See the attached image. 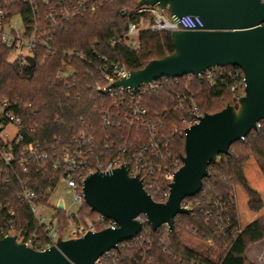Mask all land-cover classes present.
Listing matches in <instances>:
<instances>
[{
    "label": "built area",
    "instance_id": "1",
    "mask_svg": "<svg viewBox=\"0 0 264 264\" xmlns=\"http://www.w3.org/2000/svg\"><path fill=\"white\" fill-rule=\"evenodd\" d=\"M116 1L0 0V41L16 61L21 65H29L25 58H32L35 62V52L42 51L46 56L55 53L52 40L56 31L63 29L71 21L93 15L106 4H114ZM261 2L264 3V0ZM121 13L127 11L122 10ZM132 16L133 20L127 23L125 33L119 38L109 39L110 45L118 44L137 51L142 33L203 30L199 17L184 15L173 21L166 11L155 6H138ZM62 57L55 78L57 82L66 83L74 79L73 61L85 60L86 56L80 51L68 50L62 53ZM92 57L102 63L107 62L97 51L92 53ZM85 71H88V67ZM100 73L106 84H96L95 89L109 99L107 105L101 106V126L116 132V135L107 136L100 142L93 135L79 131L69 143L60 145L55 141L54 144L46 145L26 132L23 107L18 100L0 97V239L15 237L16 243L42 252L55 246L58 240H76L89 232L117 228L114 221L99 214L95 213L94 217L81 215L86 205L82 194L83 182L94 173H110L124 167L129 177H137L141 181L144 191L154 202L167 201L170 184L174 174L182 166V161L170 150L162 122L149 113L143 104V98L148 92L159 88L160 80L176 82L177 79L161 78L142 84L137 89L121 86L111 88L113 83L127 78L130 72L121 63L112 62L107 71L101 68ZM215 75L214 71L207 70L198 77L188 75L184 78L188 81L195 78L209 80ZM230 91L234 103L238 105L241 97H238L235 87H231ZM175 101L174 110L181 111L184 115L179 121L180 127L173 126L171 132H181L184 137L185 130L197 124L204 114L195 105L191 94L177 95ZM262 125L264 121L256 123L254 131H258ZM220 158L218 156L215 162ZM40 184L43 186L41 189L38 188ZM61 185L71 190L74 201L80 205L76 213L67 212L62 202H59L61 210L58 205H49L54 191ZM235 192L236 189L231 192L230 201L238 210ZM193 197L185 198L181 202V208L190 212L194 205ZM12 201L25 210L29 220H24V210L20 213ZM49 206L54 210L53 213L44 214ZM58 213L65 216L67 223L61 233ZM249 213L251 214L250 211ZM237 214L236 226L229 217L224 223L219 216L213 218L208 211L204 213V218L206 223L212 219L218 221L220 232H228V238L234 239L245 225L240 222L239 212ZM251 215H254L251 220L264 216V202L261 209ZM135 220L143 224L137 235L139 236L146 230L145 218L139 216ZM29 225L35 228L30 229ZM163 226L168 229L166 225ZM207 243L211 244V240H207ZM101 258L96 264L100 263ZM200 261V257H194L192 264H200Z\"/></svg>",
    "mask_w": 264,
    "mask_h": 264
},
{
    "label": "trees",
    "instance_id": "2",
    "mask_svg": "<svg viewBox=\"0 0 264 264\" xmlns=\"http://www.w3.org/2000/svg\"><path fill=\"white\" fill-rule=\"evenodd\" d=\"M140 0H117L106 4L99 12L75 19L56 31L52 40L54 54L35 52L33 66L21 65L9 59L10 52L0 41V97L16 98L23 107L26 132L46 145L57 141L60 145L69 143L79 131L93 135L98 142L107 136H114L112 129L101 126V106L109 103L107 96L96 91V84L105 85L100 69L108 70L112 62H119L129 72L143 69L150 61L161 59L173 52L171 32L142 33L139 48L132 51L122 45H110L109 39L121 37L127 23L133 20L132 13L138 9ZM125 10L127 13L122 14ZM76 50L86 59L73 61L74 79L57 82L55 75L63 60L62 53ZM97 51L107 62L94 60ZM43 60V62H42ZM88 67V71L85 68ZM212 79L182 77L175 80H160L159 88L148 92L143 98L149 113L156 116L163 125V133L170 143V150L181 160L184 156L182 133L173 134V126L180 127L183 112L174 110L177 95H192L202 114L220 112L226 105L237 108L233 101L231 87L238 97L244 95L243 73L237 67L213 68ZM31 131V132H30ZM124 134L123 130H120ZM253 158L264 176V125L250 133L229 148L228 155L208 167V177L202 181V189L193 197L192 209L188 214L177 215L170 231L160 227L152 232L148 226L139 236L118 245L99 264H192L194 257H200V264H246V251L250 244L264 240V216H258L244 225L234 239L228 232H220V224L212 219L206 223L205 212L225 223L230 218L237 225L238 210L230 201L231 192L240 186L249 199L248 210L253 214L263 206L258 193L249 187L243 168ZM39 189L43 188L42 184ZM15 208L23 213L17 202ZM24 220L29 216L24 210ZM81 215L94 217L87 205ZM59 233L66 227V219L58 213ZM34 229L33 225H29ZM211 240V244L207 243Z\"/></svg>",
    "mask_w": 264,
    "mask_h": 264
},
{
    "label": "water",
    "instance_id": "3",
    "mask_svg": "<svg viewBox=\"0 0 264 264\" xmlns=\"http://www.w3.org/2000/svg\"><path fill=\"white\" fill-rule=\"evenodd\" d=\"M138 6L157 7L176 21L197 16L203 30L173 31V52L132 71L110 87L137 89L161 78L198 77L211 68L237 67L243 73L244 95L237 108L226 105L214 114H204L185 130L182 166L174 174L165 203H156L137 177L124 167L110 173H94L83 182L87 207L114 221L115 229L89 232L76 240H58L42 252L18 244L15 237L0 239V264H96L118 245L133 239L145 218L152 232L173 227L177 215L188 214L181 202L195 196L208 177V167L218 156L228 155L230 146L244 139L256 123L264 121V3L261 0H140ZM26 62L34 65L32 58ZM58 209H62L61 203Z\"/></svg>",
    "mask_w": 264,
    "mask_h": 264
},
{
    "label": "rangeland",
    "instance_id": "4",
    "mask_svg": "<svg viewBox=\"0 0 264 264\" xmlns=\"http://www.w3.org/2000/svg\"><path fill=\"white\" fill-rule=\"evenodd\" d=\"M9 59L11 61H16V59L11 55ZM249 165H251L252 169H248ZM247 170H250V173H247ZM243 172L245 177L248 179V182L250 184L249 187L254 188L261 200L264 202V176L261 174L253 158H249L247 160L244 165ZM252 173L253 180L252 178L250 179L249 176ZM235 193L237 200L236 202L238 204L240 222L241 224H247L254 217V215H251L253 213L251 212L250 214L248 210L249 199L240 186L236 188ZM59 202H62L64 209L69 213H76L80 209V205L74 201V194L65 185H61L56 188L50 199L49 205L57 207ZM50 206L43 212L44 214L49 215L53 213L54 210L50 208ZM246 264H264V240L250 244L247 247Z\"/></svg>",
    "mask_w": 264,
    "mask_h": 264
},
{
    "label": "crops",
    "instance_id": "5",
    "mask_svg": "<svg viewBox=\"0 0 264 264\" xmlns=\"http://www.w3.org/2000/svg\"><path fill=\"white\" fill-rule=\"evenodd\" d=\"M250 161H252V160H250ZM250 164H251V163H250ZM248 167H249L248 169H252V168H251V165H249ZM248 172L250 173V170H247V173H248ZM248 175H249V174H248ZM251 175H252V176H251ZM251 175H249V176H250V179L253 177V173H252ZM245 178H246V177H245ZM246 180H247V182H248V179H247V178H246ZM252 180H253V178H252ZM248 185L250 186L249 182H248ZM252 189L255 190L254 188H252Z\"/></svg>",
    "mask_w": 264,
    "mask_h": 264
}]
</instances>
